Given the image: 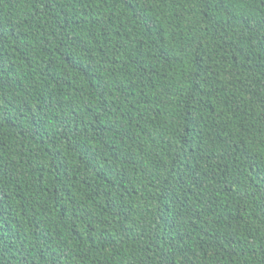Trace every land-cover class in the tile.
I'll return each instance as SVG.
<instances>
[{
    "label": "trees",
    "instance_id": "obj_1",
    "mask_svg": "<svg viewBox=\"0 0 264 264\" xmlns=\"http://www.w3.org/2000/svg\"><path fill=\"white\" fill-rule=\"evenodd\" d=\"M0 264H264V0H0Z\"/></svg>",
    "mask_w": 264,
    "mask_h": 264
}]
</instances>
